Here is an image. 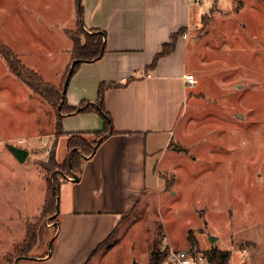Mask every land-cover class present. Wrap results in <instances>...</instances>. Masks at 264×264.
I'll return each mask as SVG.
<instances>
[{
	"label": "rangeland",
	"instance_id": "1",
	"mask_svg": "<svg viewBox=\"0 0 264 264\" xmlns=\"http://www.w3.org/2000/svg\"><path fill=\"white\" fill-rule=\"evenodd\" d=\"M204 1H192L199 6L185 30L187 62L202 64L198 88L204 96L158 157L167 162L155 168L158 185L98 248L99 264H148L154 243L163 250L226 253L227 264H264V0ZM77 12L76 0H0V43L60 89L69 61L62 30L76 32ZM56 119L0 57V264L12 259L26 226L42 213V167L54 147L60 164L68 153L66 139L56 140ZM10 148L27 151L29 159L19 164ZM44 227L54 234L50 220ZM52 233H42L33 255L49 254Z\"/></svg>",
	"mask_w": 264,
	"mask_h": 264
},
{
	"label": "crops",
	"instance_id": "2",
	"mask_svg": "<svg viewBox=\"0 0 264 264\" xmlns=\"http://www.w3.org/2000/svg\"><path fill=\"white\" fill-rule=\"evenodd\" d=\"M192 1L83 0L85 32L105 33L106 52L99 62L81 66L77 82L68 86L67 102L71 108L94 104L101 84L121 86L105 96V110L117 135L107 137L84 164L78 184L67 179L61 187L58 228L54 234L49 227L40 228L36 246L43 232L48 238L52 233L53 249L49 254L43 250L33 255L35 248L30 259L19 264H97L98 248L107 242L121 218L160 182L155 168L166 167L167 162L158 157L169 151L189 107L193 109L195 101L204 96L198 88L202 64L195 67L187 62L191 41L185 34L172 55L160 60L155 70L148 68L173 35L194 25L192 11L199 5ZM74 22L75 29L78 12ZM70 31L62 30L69 60L64 73L70 65L72 46L66 36ZM187 76L195 78V87L186 86ZM62 125L67 136L104 131L102 119L94 114L65 118ZM67 158L68 153L57 163L63 165ZM151 167L153 174L148 180Z\"/></svg>",
	"mask_w": 264,
	"mask_h": 264
},
{
	"label": "trees",
	"instance_id": "3",
	"mask_svg": "<svg viewBox=\"0 0 264 264\" xmlns=\"http://www.w3.org/2000/svg\"><path fill=\"white\" fill-rule=\"evenodd\" d=\"M82 2L83 0L77 1L78 22L76 25V32H68L66 34L72 46L70 65L68 67L66 77L69 73L71 65L74 62H79L73 70L71 79L77 74L81 66L99 62L104 57L106 52L105 33L91 32L88 34L85 32ZM184 36L185 30H181L177 34L173 35L170 39V44L161 49L148 70H155L160 60L172 55L176 49L177 42ZM0 57L4 60L9 73L15 79L20 81L32 95L39 97L49 107L56 111V140L58 141L62 138H67L68 158L65 163L62 166L57 165L56 145L49 156L48 164L42 167V170L46 173L45 181L47 183L42 213L35 221L34 225L26 226V234L23 243L20 246L13 248L11 254L12 259L9 257L7 262V264H19L30 259V255L37 246L38 233L43 222L50 220L52 225L55 227L56 232L58 228L60 190L67 182V179H72L73 176L79 178L82 174L84 164L94 157L96 152L106 141L107 137L117 135L114 132L111 118L105 110V96L109 91L119 89L121 86L101 84L98 87L97 100L94 104L91 105L89 103H82L77 108H71L67 102V92L63 94L64 84L60 89H56L46 84L37 74L27 70L18 60L16 55L1 43ZM65 80L66 78L64 79V83ZM90 114L97 115L102 119L104 123V131L102 133L89 135H65L62 125L65 118ZM87 138H91L93 141L89 142L87 141ZM118 226L113 231L107 242L116 232ZM167 252L168 250H163L158 243H154L150 252V260L148 264H163L166 259ZM196 253L198 252L196 251ZM205 255L213 264H227L230 258L229 254L218 252H212Z\"/></svg>",
	"mask_w": 264,
	"mask_h": 264
},
{
	"label": "built area",
	"instance_id": "4",
	"mask_svg": "<svg viewBox=\"0 0 264 264\" xmlns=\"http://www.w3.org/2000/svg\"><path fill=\"white\" fill-rule=\"evenodd\" d=\"M149 78V77H148ZM187 87H195L197 81L193 76L184 78ZM70 182L72 179H68ZM163 264H213L209 258L202 253H193L189 251H176L169 249Z\"/></svg>",
	"mask_w": 264,
	"mask_h": 264
},
{
	"label": "water",
	"instance_id": "5",
	"mask_svg": "<svg viewBox=\"0 0 264 264\" xmlns=\"http://www.w3.org/2000/svg\"><path fill=\"white\" fill-rule=\"evenodd\" d=\"M78 1V0H77ZM79 64V62H74L69 70V73L66 77L65 83H64V87H63V94H65L67 92V88L69 86L70 80H71V76L73 74V70L75 68V66H77ZM238 119L243 120L242 117H239ZM10 152L13 155L14 159L21 165H23L28 157V153L22 150H18L16 148H10ZM71 182L78 184L79 183V178L76 176H73Z\"/></svg>",
	"mask_w": 264,
	"mask_h": 264
}]
</instances>
